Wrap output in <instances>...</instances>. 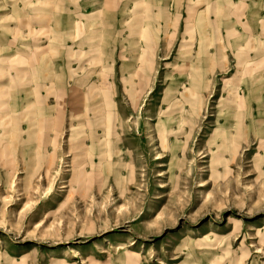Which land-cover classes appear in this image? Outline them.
<instances>
[{
	"label": "rangeland",
	"instance_id": "374dc122",
	"mask_svg": "<svg viewBox=\"0 0 264 264\" xmlns=\"http://www.w3.org/2000/svg\"><path fill=\"white\" fill-rule=\"evenodd\" d=\"M110 1L0 0V43L24 17L28 27L13 37L24 54L4 62L26 68L31 86L45 79L54 109L42 125L44 93L25 109L10 96L0 107L11 129L0 123V264H264V114L245 115L236 151L218 135L234 112L264 103V76L237 73L264 65V0ZM39 57L43 77L33 73ZM15 75L0 77V92ZM74 88L94 99L96 122L71 103ZM170 97L199 118L164 149L153 111ZM130 164L133 177L116 181Z\"/></svg>",
	"mask_w": 264,
	"mask_h": 264
},
{
	"label": "crops",
	"instance_id": "0c3cea01",
	"mask_svg": "<svg viewBox=\"0 0 264 264\" xmlns=\"http://www.w3.org/2000/svg\"><path fill=\"white\" fill-rule=\"evenodd\" d=\"M30 1L32 2V0H30ZM240 1H244V0H240ZM245 1L247 2L248 0H245ZM249 1H251V0H249ZM253 1H255V0H253ZM262 2H263V0H262ZM40 3L41 2H38L37 5L34 8V10H35L34 13L36 14L35 15L36 16V19L40 18L39 16H41V12H40L41 10L38 9V8H36V7H40L39 6ZM110 4L111 5H114L115 4L114 3V0L113 1H110ZM36 12H38V13H36ZM194 18L196 19L195 20L196 22H194L195 25L198 24L201 27V29H203V27L205 25V19L202 18V17L199 18L198 15L194 16ZM253 18H256V17H253ZM25 21H26V18L24 17V23H25ZM24 23H22L23 25L21 27L20 26H17V25H15V26L13 25L15 27V29H13V35L15 37L18 36V33L21 30V31L24 32L23 33V36H25V38H26L28 27L27 26H24ZM13 26H9V28H11ZM187 28H192V27H188L187 26ZM38 34H40V33H38ZM14 36H12V38ZM5 37H3L2 43H0V46L2 48H4V50H5V51H2V52H6L7 51V56H6V54L2 56V62L0 63V77H7L9 75V72L11 70L12 71H15V73H16V75H15L16 76L15 77L16 83L11 86V84L9 83L10 81H9L8 84L5 86L6 88L3 89L0 92V107H2V105L5 102H7L6 101V96H10L12 98L11 99V102L12 103L9 100V102L11 104H13L14 106H16L17 108L21 107V109H25L26 106H29V104H30V101H31V99L29 98L30 95H34L35 93H44L45 95H43V96L37 94V96L35 97V102H36L35 105H37L39 107V109L37 110V115L42 116V117L44 116V118L41 121V124L43 125L44 124L43 122L47 121V118L46 117L49 114H51V113L54 112L53 107H51L50 105H47L46 104L48 98H50V95H51V92L48 91V87H46V83L47 82H46L45 79H43V82L36 83V84H33L34 86H31V84H29V83L33 82L34 81V78H31L30 82H26L27 79H23L26 76V73H27L26 72V68H24V67H17L16 68V67H12V66L10 67V66H7L5 62H3L6 59V57H7V60H9L12 56L13 57L16 56L17 53L22 52L24 54L23 49L20 47V46H24V43L22 44L20 42L18 43V41L16 42L14 40V38L13 39L11 38L10 35H6ZM201 37H202V40H203V37H204L203 34H201ZM25 38H24V40H25ZM185 46H187V43L186 42H183V44H182V50H183V48ZM41 53H42L41 52V49L38 48L37 55L40 56ZM185 53H187V51L183 52L182 54H185ZM188 67H191L190 64H188L187 66H185V68H188ZM195 67L202 68V67H199L197 65ZM237 69H238L237 70V73L240 74V76H253V75L264 76V65H261V64H254L252 66H247V67L240 66ZM43 70H44L43 61L39 57L38 64H37V68L33 71V73H36L37 75L40 74L42 76V74L44 72ZM36 80H37V78H36ZM14 91H16V92L14 93ZM70 91H72V92H69V96L71 97V103L72 104H76L77 103L78 105L81 106V108L83 109L82 112L84 113V116H85V122L87 124H89V123L91 124L92 121H95L96 122L97 119L95 120V119H92V117H91V111H92V108L94 106L93 105L94 104L93 103V100L94 99H92V97H89V96L84 95V94H82V95L81 94H77L76 93L77 92V89L76 88H74L73 90H70ZM55 96L58 98V94H56ZM1 98H3V99H1ZM80 102H82V103H80ZM58 108L59 107H56V109H57L56 112H57V114L59 113V116L57 115V117L59 118L60 117V114L62 112H61V109L58 110ZM72 110H73V112H75L73 108H72ZM110 110H111V102L109 103V111H108V114L104 118L101 117V119H103V122H101V124H104L105 123L106 127L109 124V114H110ZM5 115H7V114L2 113L1 118L3 116L5 117ZM9 118H11L13 120V125H14L13 129L16 131L17 136H18V133L21 134L20 133V130H22L21 129L22 127H20V126L22 124L19 125V123H20L19 120H17V118L14 117V116H9ZM24 122H26V121L24 120ZM0 123L3 125L1 127V130L3 132L8 133L11 130L9 126L6 127V124H5V121L4 120H0ZM96 130H97V127L95 125H93L92 132L94 134L96 133ZM106 133H107V131H106ZM107 140H109V139L107 138ZM88 146L89 147H97L96 143H92L91 145L89 144Z\"/></svg>",
	"mask_w": 264,
	"mask_h": 264
},
{
	"label": "bare ground",
	"instance_id": "6f19581e",
	"mask_svg": "<svg viewBox=\"0 0 264 264\" xmlns=\"http://www.w3.org/2000/svg\"><path fill=\"white\" fill-rule=\"evenodd\" d=\"M16 15L19 17L20 13L17 12ZM2 51H5V50H4V48H2L0 46V52H2ZM256 89H257V87L254 86V90H256ZM139 91L140 90L138 87H136L132 91H129V97L132 99L134 105H136L137 108L140 110L141 102H139V99H140L141 95H140ZM166 95H167V93H166ZM165 99H166V97H165ZM184 101H185V99H184ZM229 101H230V99H227V98L223 99V102L225 103L224 106H226ZM82 102H80V103H82ZM255 104L256 105L254 107H249L246 112L242 111V114L240 113L241 111L236 112L237 114L234 112L232 114V115H234V118H235V123L233 125H232V123L227 124L226 121H225V123H222V125H220L221 128L218 132V135L221 136L222 145L225 146L226 150L229 149L230 151H232V150L236 151L235 147H238L240 139L242 137H246V140H247L249 127L246 124L247 116H245V115H247V114L248 115L264 114V103H259V101H258ZM142 111L140 110V112H142ZM81 112H82V110H81ZM228 113H230V112H227V114ZM153 114L155 116H157V119L155 120V126H154L155 131H156V137L158 138V143L164 149H167V147H169L171 144H173V142H176L174 140L177 138L178 135H180L182 133H186L188 138H189L192 135V132H193L194 128L196 127L197 122H198V118H199V113L195 108L190 107L189 105H187L186 102H179L178 100H176L173 97H170V99H168V102H166L164 105L157 104L155 110L153 111ZM83 115H84V113H83ZM114 120H115L114 115H111V124H113ZM259 121L261 123H262V121L264 122V118H263V120L259 119ZM117 123L119 126L120 125L122 126L121 117L117 116ZM262 125H263V123H262ZM261 130L264 132V125L261 127ZM262 139L264 141V137ZM109 142H112V141L109 139V140H107V143H109ZM176 147L177 146L175 145L170 150L172 157H175L177 154ZM45 152H46V150H45ZM119 153L120 152H118V154ZM98 159L99 160L102 159L101 154L99 155ZM177 161H179V159ZM182 161L183 160H181L180 162H182ZM78 165H80V163H77L75 165V168L79 167ZM125 167H126V165H125ZM132 167H133V165L130 164L129 169L127 170V172L125 171L124 174L121 175L120 180H117L116 178H114V179L116 181H118L119 183L124 182V180H126V179L130 180L133 177ZM82 171H83V168L79 167L77 170L79 176H82ZM113 176H115V175H113Z\"/></svg>",
	"mask_w": 264,
	"mask_h": 264
}]
</instances>
